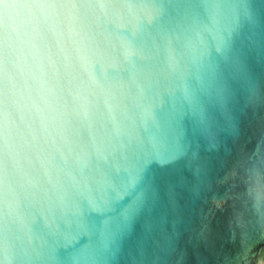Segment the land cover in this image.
<instances>
[{
  "label": "water",
  "instance_id": "95a60500",
  "mask_svg": "<svg viewBox=\"0 0 264 264\" xmlns=\"http://www.w3.org/2000/svg\"><path fill=\"white\" fill-rule=\"evenodd\" d=\"M0 264H264V0H0Z\"/></svg>",
  "mask_w": 264,
  "mask_h": 264
},
{
  "label": "clouds",
  "instance_id": "9594fccd",
  "mask_svg": "<svg viewBox=\"0 0 264 264\" xmlns=\"http://www.w3.org/2000/svg\"><path fill=\"white\" fill-rule=\"evenodd\" d=\"M41 84H42V87H43V81L41 82Z\"/></svg>",
  "mask_w": 264,
  "mask_h": 264
}]
</instances>
